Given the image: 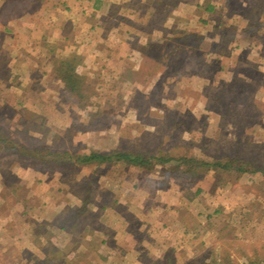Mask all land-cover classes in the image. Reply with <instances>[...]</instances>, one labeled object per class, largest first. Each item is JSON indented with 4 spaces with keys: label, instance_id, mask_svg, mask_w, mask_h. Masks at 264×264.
<instances>
[{
    "label": "rangeland",
    "instance_id": "obj_1",
    "mask_svg": "<svg viewBox=\"0 0 264 264\" xmlns=\"http://www.w3.org/2000/svg\"><path fill=\"white\" fill-rule=\"evenodd\" d=\"M185 1L180 12L159 4L150 22L142 12L127 37L132 58L72 71L74 89L64 78L71 71H40L36 35L1 31L0 133L13 145L0 142V221L29 243L17 253L34 259L48 237V247L63 249L49 264H85L83 245L65 247L68 234L55 228L75 216V230L91 223L109 233L111 246L87 253L94 264H164L167 241L170 263L264 260V172L253 171L264 169V0ZM91 151L232 168L77 161ZM196 214L220 229L209 248L177 220L195 228Z\"/></svg>",
    "mask_w": 264,
    "mask_h": 264
},
{
    "label": "crops",
    "instance_id": "obj_2",
    "mask_svg": "<svg viewBox=\"0 0 264 264\" xmlns=\"http://www.w3.org/2000/svg\"><path fill=\"white\" fill-rule=\"evenodd\" d=\"M159 4L166 11L180 12L186 1L178 0L175 7L169 0H0V33L3 31L10 37H16L26 30L33 36L36 35L40 71H60V65L69 60L78 61L75 69L84 71L97 59L107 66L113 61L124 63L130 60L136 50L127 37L139 27L137 21L142 12L147 14L149 22L154 20ZM177 7L180 8L176 9ZM95 31L96 33L100 31L102 36H96ZM13 41L11 38L9 43ZM29 45L31 44L27 43L24 47L26 52H30V55L27 53L26 60L34 55L35 48L29 49ZM263 170L259 169L256 172ZM67 208L76 211L79 206L72 205ZM196 217L198 223L195 228L183 218L177 220L181 221L186 236L201 238L200 243L202 245L205 243L206 248H209L210 246L206 245L207 238L219 237L220 229L208 227L202 215L196 214ZM68 221L69 225L66 224ZM76 221L74 216L55 226L59 231L68 234L65 247L73 245L72 248L68 247L72 250L82 244V250L90 253L95 243L100 245L101 249L111 246L107 231L104 229L97 231L91 223L84 231H77ZM71 223L73 225H70ZM27 229L25 226L24 230ZM42 232L40 230L38 234L45 236ZM167 243L169 245L163 249L164 256L169 252H175L174 247L170 246L168 241ZM26 244L29 245L28 242L22 243L19 237L12 233L7 218L3 223L0 221V264H49L55 261L58 250H63L62 247H58V250L48 247L51 241L45 237L44 240H38V254L31 259L17 253V250L30 252L31 249ZM118 246L120 252L122 250L130 252L122 244ZM242 258L235 263L264 264V260H255L251 254H244ZM117 263L124 264L122 260ZM174 264H188V261L175 260Z\"/></svg>",
    "mask_w": 264,
    "mask_h": 264
},
{
    "label": "trees",
    "instance_id": "obj_3",
    "mask_svg": "<svg viewBox=\"0 0 264 264\" xmlns=\"http://www.w3.org/2000/svg\"><path fill=\"white\" fill-rule=\"evenodd\" d=\"M78 63L75 62L74 60H69L66 61L64 64L60 65V71H71L70 74H66L64 76V78H67V81L69 79V81L71 80V84H72V88L74 89V81L72 82L71 77H74V73L72 71H77L75 69V65ZM70 78H68V77ZM3 130L0 127V131ZM5 133V132H4ZM3 135V138L1 137ZM0 142H4V144H6L7 146H12L13 145V141H11L8 137H4L3 133H0ZM12 148V147H11ZM19 152H24L23 148L19 150ZM153 159L157 160L158 162H167L171 159H176L179 161H183V162H191L193 160H195L196 162H200L203 165L207 166V168H219V169H231L232 168V161H226V162H221V161H204V160H200V159H194L193 157H185V156H181V157H177V158H173V157H167V156H160V155H144L142 153H137V154H132L131 152L128 151H112V152H98V151H91L88 154H83L78 156L77 161L80 164L86 165V164H101V163H112V162H125V163H130V164H136L139 166H146L147 164H149ZM230 162V163H229ZM237 167L238 170L240 171H246V169L244 168H240ZM262 170V168H255L253 171H257V170ZM264 172V170H263ZM61 252V251H60ZM82 254H84V252L80 253V251L77 254V257L82 256ZM171 255V254H170ZM168 253L165 257V263L164 264H174V262L170 263V261H172V256H170ZM86 259H85V264H94L92 259L89 258L88 254L85 253L83 255ZM65 257L63 256V253L61 252V256L60 259L62 260V258ZM172 259V260H171ZM224 259V257H223ZM223 259H221L219 262H216L214 264H236L235 262H233L231 259H229L227 257L226 260L223 261ZM67 264H75L73 262V260H70L69 262H67Z\"/></svg>",
    "mask_w": 264,
    "mask_h": 264
}]
</instances>
